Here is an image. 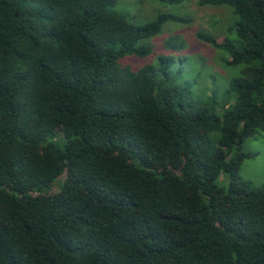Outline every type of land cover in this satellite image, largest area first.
Here are the masks:
<instances>
[{
  "label": "trees",
  "instance_id": "trees-1",
  "mask_svg": "<svg viewBox=\"0 0 264 264\" xmlns=\"http://www.w3.org/2000/svg\"><path fill=\"white\" fill-rule=\"evenodd\" d=\"M120 1L0 0V264H264V183L240 176L264 133V0L199 2L235 18L233 39L196 35L241 68L221 96L179 36L123 65L193 19L138 26Z\"/></svg>",
  "mask_w": 264,
  "mask_h": 264
},
{
  "label": "rangeland",
  "instance_id": "rangeland-1",
  "mask_svg": "<svg viewBox=\"0 0 264 264\" xmlns=\"http://www.w3.org/2000/svg\"><path fill=\"white\" fill-rule=\"evenodd\" d=\"M200 0H182L178 3L165 4L158 0H121L115 10L127 15L129 21L142 26L153 21L159 14H171L182 17H191V24L169 22L163 32L154 38V52L145 58L136 56L127 57L122 64L132 69H139L152 64L158 56L173 55L166 50L165 42L171 36H179L186 41L188 48L176 56L186 58L190 77L197 79V91L216 89L221 96L227 89L229 81L240 75L241 68H228L225 64L227 54L216 51L209 44L197 39L199 31H205L223 42L225 38L233 39L234 34L226 32L227 27L235 18L227 6H199ZM193 80V82H195ZM195 84V83H194ZM242 151L255 154L244 161L240 176L253 187L259 188L264 183V133L244 142Z\"/></svg>",
  "mask_w": 264,
  "mask_h": 264
}]
</instances>
